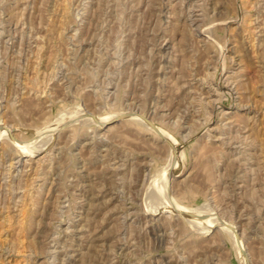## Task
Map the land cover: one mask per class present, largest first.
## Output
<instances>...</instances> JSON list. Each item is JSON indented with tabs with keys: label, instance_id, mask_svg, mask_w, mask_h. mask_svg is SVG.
Instances as JSON below:
<instances>
[{
	"label": "rangeland",
	"instance_id": "374dc122",
	"mask_svg": "<svg viewBox=\"0 0 264 264\" xmlns=\"http://www.w3.org/2000/svg\"><path fill=\"white\" fill-rule=\"evenodd\" d=\"M0 264H264V0H0Z\"/></svg>",
	"mask_w": 264,
	"mask_h": 264
},
{
	"label": "bare ground",
	"instance_id": "6f19581e",
	"mask_svg": "<svg viewBox=\"0 0 264 264\" xmlns=\"http://www.w3.org/2000/svg\"><path fill=\"white\" fill-rule=\"evenodd\" d=\"M104 122H106V121H102V123H104ZM158 132H160V131H158ZM161 133V132H160ZM25 144H23V146H24ZM26 147V146H25ZM24 148V147H23ZM29 148H33V146L32 147H27V149H29ZM180 208V207H179ZM180 210H182V209H180Z\"/></svg>",
	"mask_w": 264,
	"mask_h": 264
},
{
	"label": "water",
	"instance_id": "95a60500",
	"mask_svg": "<svg viewBox=\"0 0 264 264\" xmlns=\"http://www.w3.org/2000/svg\"><path fill=\"white\" fill-rule=\"evenodd\" d=\"M149 124L153 127L154 125L151 123V122H149ZM155 127V126H154Z\"/></svg>",
	"mask_w": 264,
	"mask_h": 264
}]
</instances>
